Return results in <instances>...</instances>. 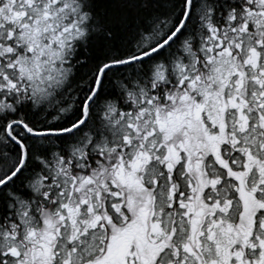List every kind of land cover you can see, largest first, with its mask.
Masks as SVG:
<instances>
[{
    "label": "snow or ice",
    "instance_id": "obj_1",
    "mask_svg": "<svg viewBox=\"0 0 264 264\" xmlns=\"http://www.w3.org/2000/svg\"><path fill=\"white\" fill-rule=\"evenodd\" d=\"M0 264H264V0H0Z\"/></svg>",
    "mask_w": 264,
    "mask_h": 264
}]
</instances>
